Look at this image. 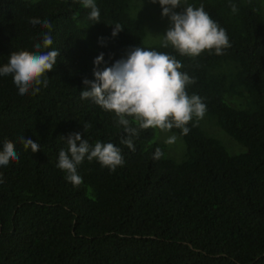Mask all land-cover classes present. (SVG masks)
<instances>
[{
    "label": "trees",
    "instance_id": "1",
    "mask_svg": "<svg viewBox=\"0 0 264 264\" xmlns=\"http://www.w3.org/2000/svg\"><path fill=\"white\" fill-rule=\"evenodd\" d=\"M94 2L96 22L82 0H0V67L46 34L53 43L41 51L60 53L34 95L20 96L12 76H0V151L12 142L19 156L0 167V264H264V0H181L175 12L203 5L231 44L195 58L162 47L170 20L150 36L133 0ZM147 20L158 30L162 19ZM117 23L123 30L112 37ZM137 46L180 61L195 79L188 95L201 97L206 112L186 135L138 129L132 151L115 114L80 92L90 90L82 81H94L98 55L103 71ZM212 128L243 151L228 153ZM73 133L93 147L112 143L124 165L110 171L85 158L83 182L73 186L57 167ZM22 136L40 151L25 149ZM157 148L163 155L154 158Z\"/></svg>",
    "mask_w": 264,
    "mask_h": 264
},
{
    "label": "clouds",
    "instance_id": "2",
    "mask_svg": "<svg viewBox=\"0 0 264 264\" xmlns=\"http://www.w3.org/2000/svg\"><path fill=\"white\" fill-rule=\"evenodd\" d=\"M150 2H158L162 8L161 16L170 20V27L163 35L162 47L171 46L180 55L193 58L212 50L216 55H221L224 49L231 47L226 30L210 18L203 5H187L182 12L177 13L174 9L181 7V0ZM82 3L84 7L91 9L89 19L99 21L100 11L94 0H82ZM230 7L233 13L238 11L235 5ZM29 23L33 26L42 24L47 29L52 27L47 20L42 22L38 18H30ZM122 30V25L115 24L112 37ZM52 43V37L46 34L42 44H35V51L12 52L8 63L0 67V76L11 75L20 96L29 91L34 95L40 91V86H47L48 78L45 74L54 69L60 53L57 50L42 52L41 48H48ZM102 61L101 53L93 61L94 81H82L90 90L81 91L80 96L81 99H91L102 109L115 114L118 124L127 133V138L121 143L129 150H135L133 137L138 136V129L156 128L168 132L176 128L186 135L190 131L186 125L193 117L203 118L206 105L202 98L198 95L189 96L186 91V86L194 84L195 79L180 71L183 65L175 57L137 46L129 49L126 58L115 61L111 67H105L103 71L96 70L95 66ZM132 124L138 128L132 127ZM175 140L176 136L172 135L166 142L171 144ZM21 142L25 149L30 148L33 153L40 151V145L32 139L22 136ZM66 142L67 151H59L57 167L67 173L66 180L73 186H79L83 182L77 173V166L85 158L88 161L97 160L110 171L124 165L121 150L112 143L103 144L98 141L93 147L87 140H82L79 133L71 134ZM162 155V151L157 148L154 158ZM18 160L15 145L5 141L3 150L0 151V167Z\"/></svg>",
    "mask_w": 264,
    "mask_h": 264
},
{
    "label": "rangeland",
    "instance_id": "3",
    "mask_svg": "<svg viewBox=\"0 0 264 264\" xmlns=\"http://www.w3.org/2000/svg\"><path fill=\"white\" fill-rule=\"evenodd\" d=\"M133 4L135 7V14L139 15V16H143L145 17V21L148 22L150 30H149V34L150 36L158 33L160 30V26L162 24V22L164 21H169L168 17H162L161 16V12H162V8L159 5V3H151L150 0H133ZM147 16H152L155 19H162L161 22L159 23V27L158 30H155L153 27L154 25H152L148 20H147ZM152 27V28H151ZM167 27V24H165V28ZM164 28V29H165ZM162 31V30H161ZM236 106H238L237 101H235ZM205 120V118H202ZM199 123H200V119H199ZM201 126V123H200ZM213 130H211L213 132V136L216 137L225 147L226 151L230 154H236L239 152L243 151V148L241 145H239L238 143H236L235 141L231 140L228 136H226L222 131H220L217 128H212ZM156 131V130H155ZM155 140V138H154ZM165 144H167L166 140H164ZM178 147V144H174V147ZM168 146V145H167ZM173 146L171 148H174ZM177 147L174 149L177 150ZM169 148V147H168ZM177 153H180V150L176 151Z\"/></svg>",
    "mask_w": 264,
    "mask_h": 264
}]
</instances>
